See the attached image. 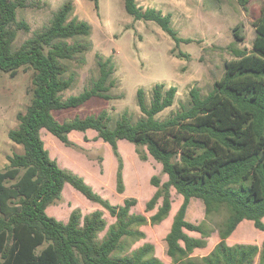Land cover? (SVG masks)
Wrapping results in <instances>:
<instances>
[{
  "label": "trees",
  "instance_id": "trees-1",
  "mask_svg": "<svg viewBox=\"0 0 264 264\" xmlns=\"http://www.w3.org/2000/svg\"><path fill=\"white\" fill-rule=\"evenodd\" d=\"M90 1L98 9V0ZM237 1L245 8L247 0ZM123 3L129 16L135 21L154 22L175 47L191 42L178 37L171 27L170 13L143 9L136 0ZM38 4L47 5L42 0H0V71L11 77L22 67L33 71L29 105L24 113L16 115L17 128L7 133L8 139L21 146L23 152L7 156V165L0 171V264H162L148 256L153 251L150 244H144L131 256L114 254L124 248L125 239L144 238L137 227L157 225L167 218L171 188L183 197L164 238L166 254L173 263L264 264V240L260 246H230L226 242L243 220L252 221L255 229L264 231V9L253 25L256 35L252 50L237 51L235 59L226 61L222 77L207 95H202L198 87H191L188 101L160 120L157 116L173 105L177 87L155 84L149 103L139 88L136 102L141 117L133 121L124 112L110 125L105 110L62 121L55 116L78 109L92 99L109 101L115 86L112 57L96 53L97 77L80 93L64 97L76 80L67 63L84 65L85 54L92 49L91 42H68L91 34L89 23L70 18L72 1H65L53 11L48 25L13 48L18 32L30 31V25L17 17V9ZM176 57L188 59L189 55L178 52ZM41 130L66 147H77L68 138L71 132H96L116 158L118 194L125 190L118 142L133 144L141 161L150 156L161 165V174L167 176L165 182L158 175L149 181L156 192L145 203V212L154 210L161 200L156 212L149 218L131 213L137 204L134 197L113 205L81 176L60 168L45 149ZM65 184L115 219L102 239L98 236L107 222L101 210L82 217L75 209L66 223L46 213L49 206L61 200ZM192 198L204 205L205 217L198 224L185 219ZM220 213H225L224 220L207 231L206 220ZM186 231L200 237H191ZM214 231L219 241L213 249L201 258L191 257L195 249L206 247V239Z\"/></svg>",
  "mask_w": 264,
  "mask_h": 264
},
{
  "label": "rangeland",
  "instance_id": "rangeland-1",
  "mask_svg": "<svg viewBox=\"0 0 264 264\" xmlns=\"http://www.w3.org/2000/svg\"><path fill=\"white\" fill-rule=\"evenodd\" d=\"M33 1L37 2V0ZM42 1L47 5L38 4V7L17 9V17L24 19L30 25V31L18 32L13 48H17L34 32L48 25L53 11L68 0H53L50 3L46 0ZM70 1L74 4L70 18L89 23L91 34L88 37L69 39L68 42H91L92 49L85 54L84 65H78L76 62L67 63L70 71L76 74V80L73 87L64 93V97L80 93L90 86L91 79L97 77L96 53L105 58L112 57L115 63L113 73L115 86L110 91L113 99L109 101L92 99L78 109L66 113H55V116L62 121L65 118L84 117L105 110L110 116V125H113L124 112H127L133 121L141 117L142 114L136 102V91L139 88L144 90L146 102L149 103L151 89L155 84L163 83L167 87H177L173 105L157 116L160 120L178 111L180 105L188 101V92L191 87L196 86L202 95H207L212 90L214 82L222 77L224 63L235 59L237 51L249 53L252 50L256 35L253 25L264 9V0H247L245 8L241 7L237 0H136L142 8H153L161 11L162 14L172 15L171 27L177 32L178 37L191 40L190 43H181L175 47L171 38L154 22L135 21L129 16L125 12L123 0H98V9H95L94 3L90 0ZM178 52L188 54L189 58H177ZM32 75L33 71L24 67L12 77L0 71V171L7 165V156L23 152L21 146L8 139L7 133L17 128L16 115L24 113L29 105ZM50 135L45 130L41 132L45 149L60 168L83 173L87 183L101 197L109 200L113 205L122 204L125 192L123 195L115 190L116 173L112 178L108 176L110 166L106 152L109 148L114 158L112 150L96 137V132H71L68 138L77 147H66L58 140L53 142L49 139ZM131 145L122 140L118 150L126 163L129 193L136 194L135 199H137V204L131 208L130 212L143 214L149 218L156 212L160 200L154 210L145 212L147 201L144 202V200L152 187L147 176L152 175V168L133 157L132 150L130 151ZM133 151L138 158L135 148ZM136 165H140L138 184L134 181ZM158 172L159 170L154 175H158L162 181L164 176L161 171ZM65 185L61 200L49 206L46 213L58 221L66 222L69 214L75 209L80 211L82 217L95 210H101L107 222L105 230L98 236L102 239L115 219L98 204L85 199L69 184ZM178 196L179 194L172 196V204H178ZM195 213L196 210L193 213V207L190 209L188 207L186 220H191L195 224L202 222L205 217L204 210L199 213V216ZM189 215L192 218H189ZM169 216L157 225L147 224L137 227L145 234L144 238L125 239L124 248L117 251L114 256H131L133 251L144 244H150L153 246V251L148 255L149 257L159 259L162 264H175L166 254L164 241L171 225ZM224 218L225 213H220L206 220L207 231L216 228V225ZM262 221L264 222V218ZM252 228L255 229L253 225ZM250 229L251 226H241L238 233L243 236L242 239H236L231 243L260 245L261 241L258 237L264 236V232L255 229L257 231L255 233ZM191 235L200 237L196 233ZM218 238L217 231L211 232L206 239V247L195 249L191 257L198 259L207 255Z\"/></svg>",
  "mask_w": 264,
  "mask_h": 264
},
{
  "label": "crops",
  "instance_id": "crops-1",
  "mask_svg": "<svg viewBox=\"0 0 264 264\" xmlns=\"http://www.w3.org/2000/svg\"><path fill=\"white\" fill-rule=\"evenodd\" d=\"M46 1H48L49 3H50V1H53V0H46ZM73 4V3H72ZM44 6V5H43ZM73 9H74V4H73ZM143 9H145V8H143ZM81 21V20H80ZM87 131H92V130H87ZM41 132H42V130H41ZM50 138L49 139H51L53 142L55 141V142H57V139L54 137V136H49ZM59 141V140H58ZM122 143V140L121 141H119L118 142V150H119V146H120V144ZM106 144V143H105ZM108 145V144H107ZM109 146V145H108ZM110 147V146H109ZM134 145L132 144L131 146H130V151L132 150V154H133V157L136 159V160H139V158H137V157H135V154H134ZM110 149H111V147H110ZM107 162L109 163V166H110V169H109V174H108V176L109 177H113V175L116 173V170H115V162H116V168H117V161H116V159H115V157L113 158L112 157V155H111V153H110V151H109V148H108V150H107ZM113 154V153H112ZM114 156V155H113ZM141 161V160H140ZM104 162H105V159H104ZM143 163H146L147 165H149L151 168H152V175H148L147 176V179L150 181V178L154 175V174H156L157 173V170H159V172L161 171V165L159 164V163H157L155 160H153L150 156H148V159L146 160V161H142ZM123 180H124V185H125V190H124V192H125V198L124 199H126V198H129V197H132V196H134V198H135V196H136V194H131V193H129V189H128V187H127V171H126V163H124V160H123ZM140 168V165H136V171L134 172L135 174H134V181H136V184H138V181H139V169ZM158 172V173H159ZM73 173H75V174H77V175H79V176H81L83 179H84V181L87 183V181H86V177H85V175L83 174V173H81V172H77V171H73ZM164 177H163V180H162V182H165L166 180H167V176L166 175H163ZM133 181V182H134ZM150 183V182H149ZM87 184H89V183H87ZM151 185V184H150ZM65 186L66 185H64V187H63V190H62V192L64 191V188H65ZM152 186V185H151ZM123 192V193H124ZM156 192V188L155 187H151L150 188V193H149V195L146 197V199L144 200V202H146V201H148L152 196H153V194ZM122 193V194H123ZM170 194H171V198H172V196H174V194H177L176 193V191H175V189H173V188H171L170 189ZM124 195V194H123ZM123 199V200H124ZM137 200V199H136ZM199 199H196V198H192V199H190V201H189V204H188V207H189V209H190V207H193V213H194V211L196 210V213L195 214H197L198 216H199V213L201 212V211H203L204 209V205H203V203H202V201L201 200H199ZM182 201H183V197L181 196V195H179L178 196V204L177 205H174V204H172V201H171V209H170V211H169V214L168 215H170L169 216V218H168V220H169V222H171L172 223V220H173V217H174V215L176 214V212H177V210H178V206H179V204H180V202L182 203ZM123 202V201H122ZM161 204V200L159 201V204H158V206ZM181 205V204H180ZM193 205V206H192ZM157 206V207H158ZM180 207V206H179ZM188 207H187V210H188ZM156 210H157V208H156ZM192 212V211H191ZM186 213H187V211H186ZM70 215V214H69ZM192 215V214H191ZM152 216V215H151ZM168 217V216H167ZM68 218H69V216H68ZM147 218V217H146ZM189 218H192L190 215H189ZM185 219H186V215H185ZM68 220V219H67ZM263 220V219H262ZM164 221V220H163ZM162 221V222H163ZM188 221V220H187ZM67 222V221H66ZM66 222H64V223H66ZM188 222H190V223H193V224H195L194 222H192L191 220L190 221H188ZM243 225H247V226H251V232H257L255 229H253L252 228V225H253V222L252 221H248V220H243L238 226H237V228L235 229V231L229 236V238L226 240V242H227V244L229 245L230 244V246L231 245H234V244H240V243H231V242H235L236 241V239H242V235L241 234H239L238 233V229L241 227V226H243ZM171 226V225H170ZM255 228V227H254ZM253 230V231H252ZM169 232V231H168ZM167 232V233H168ZM262 232H264V231H262ZM186 233L189 235V236H191V237H195V238H199V237H196V236H194V235H191V233H196V232H188V231H186ZM196 234H198V233H196ZM259 239H260V241H261V243H262V241L264 240V236L263 235H261V236H259L258 237ZM216 239V238H215ZM217 240V239H216ZM215 240V241H216ZM218 241H219V238H218ZM218 241H216V243H215V245L217 244V242ZM228 242H230V243H228ZM214 245V246H215ZM257 245V244H256ZM261 245V244H260ZM260 245H258V246H260ZM205 248V247H204ZM197 249H203V248H197ZM213 249V248H212ZM211 249V250H212ZM166 250H167V245H166Z\"/></svg>",
  "mask_w": 264,
  "mask_h": 264
}]
</instances>
